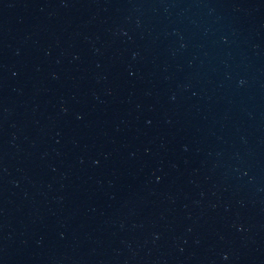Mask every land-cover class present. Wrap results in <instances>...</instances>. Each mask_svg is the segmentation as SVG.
<instances>
[{
    "label": "water",
    "instance_id": "obj_1",
    "mask_svg": "<svg viewBox=\"0 0 264 264\" xmlns=\"http://www.w3.org/2000/svg\"><path fill=\"white\" fill-rule=\"evenodd\" d=\"M0 264H264V0H0Z\"/></svg>",
    "mask_w": 264,
    "mask_h": 264
}]
</instances>
